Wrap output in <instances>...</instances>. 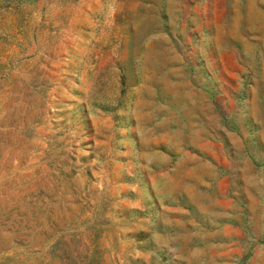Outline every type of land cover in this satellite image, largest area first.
Masks as SVG:
<instances>
[{
	"label": "rangeland",
	"instance_id": "obj_1",
	"mask_svg": "<svg viewBox=\"0 0 264 264\" xmlns=\"http://www.w3.org/2000/svg\"><path fill=\"white\" fill-rule=\"evenodd\" d=\"M0 264H264V0H0Z\"/></svg>",
	"mask_w": 264,
	"mask_h": 264
},
{
	"label": "crops",
	"instance_id": "obj_2",
	"mask_svg": "<svg viewBox=\"0 0 264 264\" xmlns=\"http://www.w3.org/2000/svg\"><path fill=\"white\" fill-rule=\"evenodd\" d=\"M216 6H218V4L216 3ZM215 6V7H216ZM217 13H219V11H217ZM213 18H211L212 22H220L221 17H226V15H213ZM224 39L229 40V42H227V50L225 51L226 53L230 54V53H234L233 50V42L231 41L232 38H230L229 36L223 37ZM218 35L217 37H215L214 39H212V44L211 47H213L214 49H219L221 47H223L224 42L221 43V39ZM174 117H178L181 122V128H183V114H174ZM217 148L218 145L214 144V143H206L203 144L201 146H197L196 148V155L197 158L199 160V163L205 167L211 170H208L206 173H203V176H206V180L209 184H211V187H213L214 189L218 188V184L220 183V179L218 177L217 173H213L212 172V168L217 167V165L219 164V162L221 161L219 158L222 157V155H217Z\"/></svg>",
	"mask_w": 264,
	"mask_h": 264
}]
</instances>
